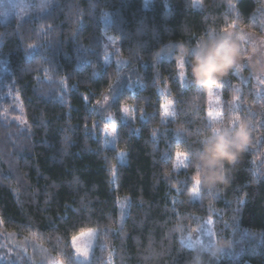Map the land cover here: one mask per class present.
Listing matches in <instances>:
<instances>
[{
  "label": "trees",
  "instance_id": "obj_1",
  "mask_svg": "<svg viewBox=\"0 0 264 264\" xmlns=\"http://www.w3.org/2000/svg\"><path fill=\"white\" fill-rule=\"evenodd\" d=\"M198 1L58 0L0 20V230L64 264H78L72 239L92 228L90 264H264V79L235 69L218 84L220 119L246 118L252 132L225 179L207 186L189 161L220 119L208 118L209 88L192 82L190 56L178 51L229 29L264 35V0ZM106 34L124 65L104 61ZM169 100L175 113L163 121ZM125 104L135 111L129 122ZM111 125L115 148L104 145ZM177 152L188 155L183 170ZM208 218L220 248L184 244ZM8 261L0 264H38L21 253Z\"/></svg>",
  "mask_w": 264,
  "mask_h": 264
},
{
  "label": "rangeland",
  "instance_id": "obj_2",
  "mask_svg": "<svg viewBox=\"0 0 264 264\" xmlns=\"http://www.w3.org/2000/svg\"><path fill=\"white\" fill-rule=\"evenodd\" d=\"M58 0H0V20L8 22L15 19L28 18L33 14L43 12L50 7L56 5ZM199 5V1L196 0ZM228 32L243 33L248 39L244 45L240 67L237 68L239 73L245 72L244 76L247 80L252 78L254 81L264 79V74L258 71V61L264 58V35L257 34L244 28L229 29ZM106 48L104 61L109 63L114 61L119 66L124 65L125 61L119 55L118 42L115 38L106 34ZM242 74V73H241ZM134 74L129 72L127 78L133 77ZM264 87V86H263ZM109 102V98L101 105V110H105ZM221 104V105H220ZM222 107V91L219 85H213L209 88V100L207 104L208 118L212 120L220 119ZM175 113L173 101H165L161 105V119L163 121L173 117ZM110 119V116L107 115ZM135 111L133 105L125 104L121 107V119L124 122L134 120ZM104 145L106 147L115 148L116 141V125H111L103 129ZM118 161L125 163L127 156L124 150H117ZM188 155L184 152H177L174 159V168L183 170L187 166ZM112 180L115 181V172L112 173ZM200 195V180L196 179L191 190V198L197 199ZM0 261H8L10 257L21 253L29 259H41L38 264H64L61 259L50 257L45 248L37 241L25 237L19 238L16 233L0 230ZM184 244L191 248L215 250L219 249L213 223L211 219H206L196 228L187 232L182 238ZM72 250L75 260L78 264H90L95 247L98 244V229H88L78 234L72 239ZM3 249L5 251H3ZM14 253V254H13ZM9 262V261H8Z\"/></svg>",
  "mask_w": 264,
  "mask_h": 264
},
{
  "label": "clouds",
  "instance_id": "obj_3",
  "mask_svg": "<svg viewBox=\"0 0 264 264\" xmlns=\"http://www.w3.org/2000/svg\"><path fill=\"white\" fill-rule=\"evenodd\" d=\"M247 39L243 33L221 31L202 39L190 50H178L179 56H190L188 70L191 80L198 88L207 90L240 67ZM257 63L258 71L264 74V58ZM251 132L250 120L231 116L214 122L202 133L201 150L189 162L205 185L215 186L225 179L227 166L247 150ZM193 261L201 264L198 257Z\"/></svg>",
  "mask_w": 264,
  "mask_h": 264
}]
</instances>
